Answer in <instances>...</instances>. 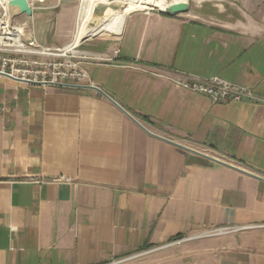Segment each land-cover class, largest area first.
<instances>
[{"label":"crops","instance_id":"obj_1","mask_svg":"<svg viewBox=\"0 0 264 264\" xmlns=\"http://www.w3.org/2000/svg\"><path fill=\"white\" fill-rule=\"evenodd\" d=\"M187 3L174 15L88 17L79 30L70 0L21 15L48 48L82 34L84 85L115 102L0 76V264H118L213 229L226 231L161 254L264 264V0ZM156 69L220 76L262 101L214 103Z\"/></svg>","mask_w":264,"mask_h":264},{"label":"built area","instance_id":"obj_2","mask_svg":"<svg viewBox=\"0 0 264 264\" xmlns=\"http://www.w3.org/2000/svg\"><path fill=\"white\" fill-rule=\"evenodd\" d=\"M47 1L28 0L32 9L43 8ZM146 11L148 12L150 9ZM6 20L7 16L1 14L0 37L8 40H5V43H0V76L42 86H58L60 83L84 84L88 81V73L84 65L92 58L88 52L79 50V45L72 46L71 50H65L64 48L47 49L46 54L30 55L31 52L22 51L11 43L9 38L14 37L18 29L12 27L11 22L10 26L7 27ZM33 43V40H31L29 45ZM71 44L72 42L68 45ZM42 55H45V57ZM123 65L126 66L125 63ZM151 73L170 80L176 87L205 95L214 103L262 101L251 88L228 81L220 76L203 78L179 75L173 77L158 69L151 71ZM63 180L68 181L69 179ZM242 228L235 226L231 229L240 230ZM223 231H226V229H213L195 236L217 235ZM193 237L179 236L178 243L188 241Z\"/></svg>","mask_w":264,"mask_h":264},{"label":"rangeland","instance_id":"obj_3","mask_svg":"<svg viewBox=\"0 0 264 264\" xmlns=\"http://www.w3.org/2000/svg\"><path fill=\"white\" fill-rule=\"evenodd\" d=\"M62 0H54V3L56 5H58V7L60 6ZM71 5L75 8L76 10V15H78L80 6H81V0H70ZM145 10V9H143ZM158 10V9H157ZM36 14H38L39 12H41V10H35ZM3 14L2 9L0 8V15ZM22 14L17 13V11L15 10L14 13L11 16V24L12 27L17 28L18 29V33L20 34L21 37V41L22 43H24L25 45V50L31 52L30 55H40L39 52L40 51H47V49H57V48H64L63 47H53V48H48L46 45L41 44L40 42H37L35 37V34L33 33V29L31 27V25L29 23L25 24L24 21H22ZM32 18V16H31ZM89 21H93L96 24L99 23V20H97L95 17H89L88 18ZM25 24V25H24ZM47 25H45V27L41 26V30L43 28H45L44 32L40 31V34H38V36L40 35L41 37H43L46 40L51 39L52 34H53V30L51 29V24L52 21L47 20ZM30 37V39H26V37ZM82 37L81 36L78 38V43L80 42ZM33 40V44L29 45V42ZM79 49V47H78ZM80 50V49H79ZM43 57H45V55H42ZM181 237V235H178L176 237H174L171 241L157 246V247H152V248H146L144 250H140V251H136L135 253H133L131 256L128 257V259L124 260L122 263H119L118 261H116V263L118 264H184L182 261L178 260L179 258L177 256H173L172 253L169 254V256H164L161 253L165 250L168 251H172V250H176L177 248H174L173 246H179V245H183L188 243L187 241H183L181 243L179 242L178 237ZM164 253V252H163ZM183 259V258H182ZM181 259V260H182ZM115 263V262H114Z\"/></svg>","mask_w":264,"mask_h":264},{"label":"bare ground","instance_id":"obj_4","mask_svg":"<svg viewBox=\"0 0 264 264\" xmlns=\"http://www.w3.org/2000/svg\"><path fill=\"white\" fill-rule=\"evenodd\" d=\"M187 1V0H82L80 12L78 15L77 29L79 30L82 23L88 17H95L102 24L108 22L113 17L121 14H129L133 11L147 10L150 8L168 11L172 4ZM0 8L3 14L7 16L6 26H10L11 16L16 10V7L9 5V0H0ZM12 44H15L20 50L25 51V46L20 40V34L15 33L14 37L9 38ZM7 38L0 37V43H5ZM8 42V41H7ZM78 46V39L72 42L71 45H66L65 50H71L72 46ZM41 54H46L45 51H40Z\"/></svg>","mask_w":264,"mask_h":264},{"label":"water","instance_id":"obj_5","mask_svg":"<svg viewBox=\"0 0 264 264\" xmlns=\"http://www.w3.org/2000/svg\"><path fill=\"white\" fill-rule=\"evenodd\" d=\"M9 5H11L13 7H16L19 14H25V15H28V16L32 15V7L29 5L28 0H9ZM187 9H188L187 1H182V2H178V3L172 4L168 11H163V10H157V9H154V8H150V10H154V11H157V12H160V13H163V14H167V15H174V14H177V13H181V12L186 11ZM84 40H86V39H84ZM58 86L59 87H66V88H75V89H85V88L95 89V90L99 91L100 93H102L108 99L114 101L111 96L106 94L104 91H102L96 85H92V84L84 85V84H74V83H60V84H58ZM129 116H131V115H129ZM131 117L134 118L133 116H131ZM175 144L180 146V147H182V148H184V149H188V150H190L192 152H195V153H197V154H199V155H201V156H203L205 158H208V159H210L212 161L223 163L222 161H220V160H218L216 158H213V157L207 156V155H205L203 153L191 150V149H189V148H187V147H185L183 145H180L178 143H175Z\"/></svg>","mask_w":264,"mask_h":264},{"label":"trees","instance_id":"obj_6","mask_svg":"<svg viewBox=\"0 0 264 264\" xmlns=\"http://www.w3.org/2000/svg\"><path fill=\"white\" fill-rule=\"evenodd\" d=\"M64 89H68V90H77V89H74V88H66V87H64Z\"/></svg>","mask_w":264,"mask_h":264}]
</instances>
